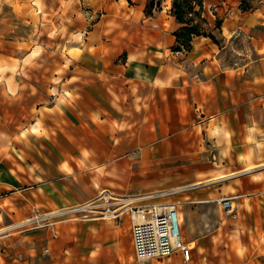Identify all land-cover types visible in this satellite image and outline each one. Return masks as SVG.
<instances>
[{
	"label": "crops",
	"instance_id": "1",
	"mask_svg": "<svg viewBox=\"0 0 264 264\" xmlns=\"http://www.w3.org/2000/svg\"><path fill=\"white\" fill-rule=\"evenodd\" d=\"M80 1L0 0L14 14L0 12V230L103 189L149 193L136 203L175 202L193 249L145 264H206L213 204L238 238L228 264H264V6L203 0L215 38L185 48L173 0L151 13L149 0H84L82 12ZM48 53L64 66L52 90L38 72ZM223 196H235L231 212ZM140 220L123 210L64 220L56 237L13 229L0 264H140Z\"/></svg>",
	"mask_w": 264,
	"mask_h": 264
},
{
	"label": "built area",
	"instance_id": "2",
	"mask_svg": "<svg viewBox=\"0 0 264 264\" xmlns=\"http://www.w3.org/2000/svg\"><path fill=\"white\" fill-rule=\"evenodd\" d=\"M152 194L117 195L103 189L94 198L82 203L58 208L52 211L34 210L23 219L13 222L0 234L15 231H27L46 227L53 237L59 234V224L67 219L118 218L120 212L129 210L142 217L133 226V236L138 262L145 264L152 259H161L174 253H180L185 261L191 260L192 246L185 240L178 206L175 202L137 204L139 198ZM235 196H223L216 201L226 212L233 209ZM45 252L49 248L44 249Z\"/></svg>",
	"mask_w": 264,
	"mask_h": 264
},
{
	"label": "rangeland",
	"instance_id": "3",
	"mask_svg": "<svg viewBox=\"0 0 264 264\" xmlns=\"http://www.w3.org/2000/svg\"><path fill=\"white\" fill-rule=\"evenodd\" d=\"M138 1L139 0H124L126 4H135L138 3ZM174 1L175 0H173V2ZM231 1L232 6H236L238 4L237 6L243 10L256 8L260 5L264 6V0H240V2H237L236 0ZM177 2L179 4V10H183V13L187 17V19H190L191 23L196 25L200 31H207L210 28L208 16L211 13L204 7L203 0H177ZM201 2L203 5H200ZM14 5L18 6L19 8V4ZM12 6L13 4L10 3H0L1 15H4V13H6L7 17H13L14 14ZM77 9L81 12L87 9V4L84 2V0L77 2ZM230 10L231 6L230 8H228V11ZM125 12L126 11L123 10L124 14ZM219 21H221V19H219L217 16L215 27L217 26ZM63 68V64L55 54L53 55L48 53V57L46 55L44 56V65L39 67L38 72L42 74V78L45 81V86L48 89L51 86V82L56 83V81L60 79L56 77V75L60 77L63 73ZM205 213L208 215L209 219L213 220V222H205L204 226L205 228H207V231L211 229L209 236L212 237L214 242V244L212 245L213 250L211 249L210 252L208 250L209 260L206 264H228L229 260L227 258V249L231 246V241L238 239L235 235H233L235 234L234 231H232L229 235L226 234V227L232 224L231 222H229V214H226L223 210L218 209L217 204H213V209L208 210V212ZM195 244L196 243H194V245ZM191 264H197V260L192 261Z\"/></svg>",
	"mask_w": 264,
	"mask_h": 264
},
{
	"label": "trees",
	"instance_id": "4",
	"mask_svg": "<svg viewBox=\"0 0 264 264\" xmlns=\"http://www.w3.org/2000/svg\"><path fill=\"white\" fill-rule=\"evenodd\" d=\"M158 0H149L147 7H146V12L151 13L152 8L155 7V4ZM178 2L175 0L172 5V11L176 15L177 19L183 23H186L183 27H181L177 31V38L178 42L181 43L185 48H188L191 44L192 37L195 35H209L212 38H215V36L212 34V32H207L206 30L200 31L198 27L194 24L191 23L190 19H187V17L184 15L183 10H179L178 8ZM200 5H203L202 2ZM246 10V9H245ZM221 21L218 22L217 27H220ZM180 46H176L178 48Z\"/></svg>",
	"mask_w": 264,
	"mask_h": 264
},
{
	"label": "bare ground",
	"instance_id": "5",
	"mask_svg": "<svg viewBox=\"0 0 264 264\" xmlns=\"http://www.w3.org/2000/svg\"><path fill=\"white\" fill-rule=\"evenodd\" d=\"M162 193H163V192H162ZM163 194H164V193H163ZM139 216H140V215H139ZM133 218H134V217H133ZM134 220H136V219H134ZM137 220H139V219H137ZM137 220H136V221H137ZM192 245H194V242H192Z\"/></svg>",
	"mask_w": 264,
	"mask_h": 264
},
{
	"label": "water",
	"instance_id": "6",
	"mask_svg": "<svg viewBox=\"0 0 264 264\" xmlns=\"http://www.w3.org/2000/svg\"><path fill=\"white\" fill-rule=\"evenodd\" d=\"M158 3H160V0H159V2Z\"/></svg>",
	"mask_w": 264,
	"mask_h": 264
}]
</instances>
